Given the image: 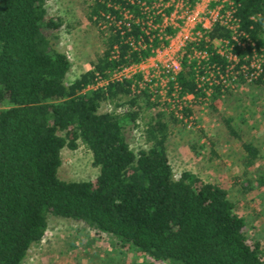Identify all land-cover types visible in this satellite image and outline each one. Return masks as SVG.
<instances>
[{"label": "trees", "instance_id": "1", "mask_svg": "<svg viewBox=\"0 0 264 264\" xmlns=\"http://www.w3.org/2000/svg\"><path fill=\"white\" fill-rule=\"evenodd\" d=\"M48 1L0 0V264H23L30 245L44 235L48 216L81 222L96 236L109 235L118 251H133L150 262L264 264L259 240L246 237L244 218L235 212L224 188L189 171L174 177L166 153L168 120L162 110L155 109L139 128L145 147L129 148L123 126H137L142 108L157 104L147 91L133 94L130 79L87 88L118 67L138 63L158 46L157 31L151 27L160 23L161 15L154 3L170 0H92L87 18L104 25L103 50L90 69L69 83L68 59L51 42L61 19L46 14ZM229 1L234 32L215 22L196 47L226 40L238 70L248 66L253 52L264 53V0ZM187 2L193 6L195 0ZM169 11L164 9L165 14ZM139 38L144 47L137 45ZM206 50L207 60L197 66L183 55L168 93L176 85L177 97L192 95L182 106L184 116L206 104L239 143L246 176L259 150L236 126L234 116L218 109L219 98L229 90L199 79L206 64L226 71L227 60L210 46ZM260 69L255 77H250L251 67L237 72V84L263 86L264 58ZM120 99H125L116 104L121 112L98 111L101 103ZM79 142L90 151L98 173L89 180H62L57 176L60 151L75 149ZM250 180L241 183L244 191Z\"/></svg>", "mask_w": 264, "mask_h": 264}, {"label": "rangeland", "instance_id": "2", "mask_svg": "<svg viewBox=\"0 0 264 264\" xmlns=\"http://www.w3.org/2000/svg\"><path fill=\"white\" fill-rule=\"evenodd\" d=\"M91 3L92 0H49L45 5L48 16L61 19V26L51 42L68 59L65 83L90 69L91 63L103 50L100 34L103 28L87 18L88 5ZM201 17L203 13L199 10L191 24ZM263 58L264 53L261 54V62ZM226 88L229 91L226 96L219 98L218 109L234 116L236 126L259 150V157L247 175H242L243 152L239 143L226 134L206 104L192 107L186 122L179 121L169 107H163L162 115L168 120L169 127L166 153L175 178L182 171H189L201 180L218 184L227 191L235 212L244 218V234L259 240L264 256V85L256 87L249 83L230 81ZM123 101L125 99L103 102L98 111L121 112V106L116 104ZM156 107L144 106L136 121L137 126H123V135L132 151L145 147L139 128L153 115L155 109H159L158 104ZM170 116L177 121L169 120ZM97 173L98 169L91 163L90 151L80 142L75 149L63 148L60 151L57 169L60 179L89 180ZM245 178L251 179L247 191L241 185ZM23 264L164 263L150 262L148 257L133 251H118L111 244L109 235L103 233L96 236L81 222L48 216L44 235L38 243L30 245Z\"/></svg>", "mask_w": 264, "mask_h": 264}, {"label": "built area", "instance_id": "3", "mask_svg": "<svg viewBox=\"0 0 264 264\" xmlns=\"http://www.w3.org/2000/svg\"><path fill=\"white\" fill-rule=\"evenodd\" d=\"M167 7L170 11L165 14L164 9ZM231 7L229 0H195L193 6H189L187 0H170L164 5L154 3L156 13L161 15L160 23L151 27V29H156L157 31L155 34L159 41L158 46L151 48L150 54L138 63L118 67L108 72L106 78L98 79L95 83L88 85L87 88L104 86L109 81L130 79V90L133 94L136 95L141 91H147L150 99L159 105V110L163 111V107H169L179 121L185 120L186 122L189 115H183L182 106L192 99V95L187 94L177 97L175 93L176 85H173L172 91L168 93L169 82L173 81L175 74L181 70L180 62L183 55H186L189 60H194L195 66L207 60L208 52L206 48L209 46L216 53L223 56L227 60L225 72H221L219 68L213 65L208 66L206 64L204 75H198L202 82L206 81L208 85L220 84L222 89H225L230 81L236 82L237 72H243L251 67L253 71L250 77H255L261 71L260 57L262 52H253L248 61V66L242 64L240 69L235 70L234 65L237 62V57L232 52L231 44L226 40L212 41L205 45L203 49L196 47L202 39L203 33L215 22L234 32L236 24L235 19L231 15ZM199 10L203 13V17L199 18L196 23L191 24ZM127 16L128 14L125 12L124 17ZM150 23L151 20H148L147 25L149 26ZM103 26L101 25L100 27L103 28ZM167 27L168 29L166 30ZM148 31L149 29L146 28L144 33L147 34ZM232 39H237L236 34L232 35ZM204 40L207 43V39L204 38ZM148 41H151V37H149ZM214 42L219 43V46L214 44ZM138 44L141 47L145 46L144 43L142 44V38H139ZM250 77H247V82L250 81ZM205 90L207 96L211 89L208 87Z\"/></svg>", "mask_w": 264, "mask_h": 264}]
</instances>
